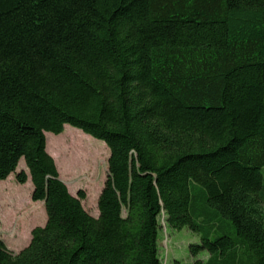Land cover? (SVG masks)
Wrapping results in <instances>:
<instances>
[{
  "label": "trees",
  "instance_id": "trees-1",
  "mask_svg": "<svg viewBox=\"0 0 264 264\" xmlns=\"http://www.w3.org/2000/svg\"><path fill=\"white\" fill-rule=\"evenodd\" d=\"M66 125L109 151L97 218L46 153ZM12 174L46 222L0 264H161V217L194 264H264V0H0Z\"/></svg>",
  "mask_w": 264,
  "mask_h": 264
},
{
  "label": "rangeland",
  "instance_id": "rangeland-1",
  "mask_svg": "<svg viewBox=\"0 0 264 264\" xmlns=\"http://www.w3.org/2000/svg\"><path fill=\"white\" fill-rule=\"evenodd\" d=\"M69 136L66 143L64 139L50 142L53 147H59L61 152L53 151L51 146L45 147L46 153L52 158L59 179L66 186L68 192L76 197L79 191L85 193V199L81 202L83 209L93 218L98 217L97 198L102 190L108 175L109 151L104 143L93 139L80 130L66 125L59 135H50L53 138ZM76 137L80 148L77 149L72 138ZM45 137V141H46ZM49 142V140H48ZM47 143V142H46ZM95 151L93 163H87V154ZM77 150V152H75ZM66 154V155H65ZM24 169L20 162L16 172ZM32 186L29 182L20 185L16 182L14 174L0 183V240L6 249L12 253H18L25 248L30 241V233L36 227H43L46 216L42 203L31 201ZM160 231L158 238L159 257L161 264H173L179 261L182 264H194L195 260L205 261L207 254L201 252L193 257L190 246L200 244V237L187 229L171 230L166 228L163 218L159 219Z\"/></svg>",
  "mask_w": 264,
  "mask_h": 264
},
{
  "label": "crops",
  "instance_id": "crops-1",
  "mask_svg": "<svg viewBox=\"0 0 264 264\" xmlns=\"http://www.w3.org/2000/svg\"><path fill=\"white\" fill-rule=\"evenodd\" d=\"M20 162H22L23 163V166H24V168H25V165H24V162H23V160H21ZM19 162V163H20ZM23 171H24V169H23ZM27 176H28V174H27ZM27 182H29L30 183V179H29V177H28V179H27ZM26 182V183H27ZM0 183H2V182H0ZM30 185H31V183H30ZM37 203H42V202H37ZM43 204V203H42Z\"/></svg>",
  "mask_w": 264,
  "mask_h": 264
},
{
  "label": "clouds",
  "instance_id": "clouds-1",
  "mask_svg": "<svg viewBox=\"0 0 264 264\" xmlns=\"http://www.w3.org/2000/svg\"><path fill=\"white\" fill-rule=\"evenodd\" d=\"M45 147H46V141H45Z\"/></svg>",
  "mask_w": 264,
  "mask_h": 264
}]
</instances>
